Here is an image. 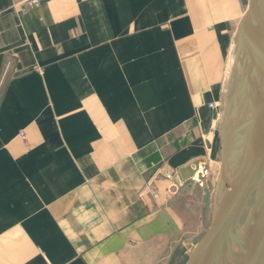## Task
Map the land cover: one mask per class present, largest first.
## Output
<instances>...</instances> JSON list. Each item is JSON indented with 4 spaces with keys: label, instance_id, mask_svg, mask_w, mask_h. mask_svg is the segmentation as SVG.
Returning a JSON list of instances; mask_svg holds the SVG:
<instances>
[{
    "label": "crops",
    "instance_id": "obj_1",
    "mask_svg": "<svg viewBox=\"0 0 264 264\" xmlns=\"http://www.w3.org/2000/svg\"><path fill=\"white\" fill-rule=\"evenodd\" d=\"M25 1L0 0V264H183L250 0Z\"/></svg>",
    "mask_w": 264,
    "mask_h": 264
},
{
    "label": "water",
    "instance_id": "obj_2",
    "mask_svg": "<svg viewBox=\"0 0 264 264\" xmlns=\"http://www.w3.org/2000/svg\"><path fill=\"white\" fill-rule=\"evenodd\" d=\"M235 45L212 218L183 264H264V0H250Z\"/></svg>",
    "mask_w": 264,
    "mask_h": 264
},
{
    "label": "built area",
    "instance_id": "obj_3",
    "mask_svg": "<svg viewBox=\"0 0 264 264\" xmlns=\"http://www.w3.org/2000/svg\"><path fill=\"white\" fill-rule=\"evenodd\" d=\"M41 3V0H26L25 5L27 7L38 6ZM7 71L0 78V90L3 84V81L6 77ZM210 107L215 108L218 107L217 103H210ZM211 175V163L210 161H200L196 167L195 174L192 176V179L196 181L199 185H203L205 180ZM168 178H171V175H167Z\"/></svg>",
    "mask_w": 264,
    "mask_h": 264
},
{
    "label": "rangeland",
    "instance_id": "obj_4",
    "mask_svg": "<svg viewBox=\"0 0 264 264\" xmlns=\"http://www.w3.org/2000/svg\"><path fill=\"white\" fill-rule=\"evenodd\" d=\"M234 58H233V61L231 62V70L229 71L228 79H227V82H226V93H227V89H229V87H230V81H231V76H232V71H233V65H234ZM223 109H224V102H223Z\"/></svg>",
    "mask_w": 264,
    "mask_h": 264
},
{
    "label": "bare ground",
    "instance_id": "obj_5",
    "mask_svg": "<svg viewBox=\"0 0 264 264\" xmlns=\"http://www.w3.org/2000/svg\"><path fill=\"white\" fill-rule=\"evenodd\" d=\"M235 49H236V45H234V50H233L234 55H233V57H235Z\"/></svg>",
    "mask_w": 264,
    "mask_h": 264
}]
</instances>
